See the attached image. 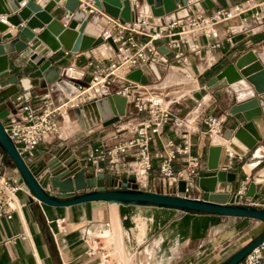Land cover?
<instances>
[{"label":"crops","instance_id":"0c3cea01","mask_svg":"<svg viewBox=\"0 0 264 264\" xmlns=\"http://www.w3.org/2000/svg\"><path fill=\"white\" fill-rule=\"evenodd\" d=\"M138 1L143 7L153 4V0ZM212 3L213 9L245 6L249 10L218 24L215 41L200 38L196 44L199 49L198 56L188 55L189 70L197 78L205 77L206 84L227 65L235 63L249 51L257 56L261 68L264 69V0H212ZM211 11L205 10L204 13L210 15ZM255 11L261 12L263 24L258 26L249 22L244 26L245 29L240 31L241 18L248 17ZM63 13L64 10H61L59 17ZM4 18L0 16V23L7 26V31L13 29ZM95 27L93 24L88 26L91 35L96 34ZM229 29L239 32L230 35ZM33 32L37 33L39 30L35 29ZM215 42L219 43V47H213ZM103 49L104 47H100L79 53L63 50L54 54L48 53L46 58L52 57L53 62H46L44 71L39 70L42 76L38 78L35 87L28 92L22 91L19 95L30 103H36L43 94L49 92L54 101L60 104L64 101L66 93L71 92L67 90L70 86H61L65 83L61 81L49 83L45 73L69 65H73L77 70L87 71L89 58L103 53ZM9 70L25 78L37 77L38 72L37 69H31L26 60L16 56L11 57ZM166 82H172L171 76ZM255 96L253 88L242 80L212 92L201 93L198 102L207 114L218 115L224 111L228 113L222 124L223 136L224 131L244 123L241 115L229 114L231 107ZM258 100L262 116L253 122L262 142L254 150L244 154L230 143H227V150L222 143L210 141L203 134V127H200L201 131L194 135V139L195 151L202 157L205 166L209 146L217 145L222 148L218 165L226 172L235 174L232 188L236 189L242 182H247L249 186L253 180L260 179L261 182L255 186L253 198L264 202V94L258 96ZM2 109L13 113L14 101L6 100L0 104V110ZM59 126V134L50 136L32 153L33 161L69 152L80 169L94 172V168L83 161L87 151L111 137H128L127 133H117L115 126L89 125L85 119L80 125L72 111L69 121L59 122ZM170 137V130L165 128L154 140L153 152ZM174 167L178 169L181 165L174 164ZM0 176L14 180L20 186V190L16 192V208L11 218L0 220V264H206L208 259L222 252L232 240L233 246H238L230 257L252 242L246 231L251 219L185 213L156 206H120L103 202H86L64 208L45 206L31 195L12 162L1 151ZM139 183L149 184V187L143 188ZM133 185L139 190L173 195L172 191L158 181L156 161L153 162V169L147 179ZM225 186L224 183H217L216 190L220 191ZM85 192L88 190L76 195ZM187 197L205 199V195L196 191L190 192ZM85 230L89 231L91 238L99 240L98 250L93 256L87 254V245L83 240ZM10 238H15V243L9 242Z\"/></svg>","mask_w":264,"mask_h":264},{"label":"built area","instance_id":"2783aa9c","mask_svg":"<svg viewBox=\"0 0 264 264\" xmlns=\"http://www.w3.org/2000/svg\"><path fill=\"white\" fill-rule=\"evenodd\" d=\"M34 1L43 7L53 0ZM66 1H56L55 8L64 10ZM205 1L214 6L212 0H187L184 6L176 4L173 12L153 17L149 7H143L138 0H129L131 20L121 21L98 10L92 0H78L77 10L84 15L88 26H96L94 36L103 40V44L95 49L104 47L107 52L90 57L87 71L77 70L73 65L55 71L57 81L71 87V92L66 93L60 104L49 92L36 103L28 102L22 95L15 97L14 112L8 113L1 123L20 157L27 163L33 162L32 153L50 136L59 134V122L67 123L74 108L116 95L126 101L125 114L112 126L116 127L117 133H127L128 137L120 139L114 136L101 141L87 151L84 163L93 167L94 173L102 172L116 177L117 181L126 178L137 183L147 179L156 161L158 181L173 195L179 178L185 182L186 197L193 191L202 193L197 181L209 171L195 151L194 135L203 127L202 132L210 141L217 137L228 150L229 141L222 138V124L228 113L207 114L201 103L195 102L190 111L179 115L164 105L162 89L156 88L151 80H158L161 70L167 68H176L186 74L190 66L188 55L197 57L199 54L198 40L215 41L218 24L249 10L245 6L210 9L204 5ZM24 5L25 1L20 3V7ZM209 9L211 14L206 15L204 12ZM72 18L73 14L64 10L59 21L66 27ZM249 22L261 26V12L255 11L241 18L240 31ZM228 32L233 35L239 31L229 29ZM107 39L112 40L116 50L106 44ZM213 47H219V43L215 42ZM159 48H163L164 53ZM137 70L148 80L146 85L128 79V75ZM165 128L170 130L171 137L153 152V142ZM174 164H180L181 168L176 169ZM222 170L225 169L218 165L213 172ZM225 185L216 192L228 194L229 204L264 210V202L247 197V182H242L236 189ZM18 190L19 183L0 176V220L11 218ZM83 240L87 254L95 255L98 239L91 238L89 231L85 230ZM15 241V238L9 240L11 243ZM239 264H264V241Z\"/></svg>","mask_w":264,"mask_h":264},{"label":"water","instance_id":"95a60500","mask_svg":"<svg viewBox=\"0 0 264 264\" xmlns=\"http://www.w3.org/2000/svg\"><path fill=\"white\" fill-rule=\"evenodd\" d=\"M23 1L25 5L20 7ZM56 1L58 0L50 1L41 7L34 0H0V16L5 17V22L13 28L7 31V26L0 23V104L6 100L14 101L22 91L28 92L37 85L38 78L42 76L39 70L44 71L46 62L49 64L53 62L52 57L46 58L48 53L54 54L59 50L69 53L86 52L103 44L102 38L89 33L87 20L77 10L78 0H67L64 3L63 9L73 14L72 20L66 27L59 21L61 10L55 8ZM92 1L98 10L112 19L131 20L129 0ZM186 2L187 0H153L149 10L153 17H163L173 12L176 4L181 3L184 6ZM204 5L210 9L214 7L209 1H205ZM35 29L39 32L34 33ZM106 44L116 50L111 39H107ZM159 50L164 53L163 48ZM13 56L26 60L31 69H37V77L25 78L13 74L9 70V62ZM228 69H232L234 73L231 80L224 75ZM45 74L48 75V72ZM128 79L143 85L148 83L139 70L129 74ZM242 80L253 88L256 96L231 107L229 114L241 115L244 123L224 131L222 137L247 154L262 142V137L253 122L254 119L262 116L258 96L264 94V69L261 68L257 56L252 51L247 52L235 63L227 65L209 79L205 87L212 92ZM55 81L57 75L54 79L48 80L49 83ZM125 103L124 98L112 95L108 99L74 108L72 112L80 125L85 119L89 125L101 123L103 127H109L117 123L119 117L124 116ZM7 114L6 109L0 110V151L12 162L31 195L45 206L64 208L86 202H103L120 206H156L185 213L254 219L264 224V210L231 205L228 203V194L216 192L217 183L231 186L236 177L234 173L226 171L213 172L217 170L221 157L220 146H209L206 157V167L209 172L203 174L197 181L198 189L206 195L205 199H191L185 196V182L180 178L175 195L143 191L133 185V180L120 178L117 181L116 177L109 174L80 169L69 152L27 163L20 157L2 127L1 120ZM259 182L260 179H255L249 184L246 193L248 198H253L255 186ZM84 190L88 192L76 195ZM263 241L264 232L222 264H239Z\"/></svg>","mask_w":264,"mask_h":264},{"label":"rangeland","instance_id":"374dc122","mask_svg":"<svg viewBox=\"0 0 264 264\" xmlns=\"http://www.w3.org/2000/svg\"><path fill=\"white\" fill-rule=\"evenodd\" d=\"M103 53H106L105 49L102 50ZM189 73V74H187ZM187 73H181L176 68H170L166 70H161L159 73V79L158 80H151V83L155 85L156 88H161L165 95V98L163 99L164 105L170 106V108L173 110V112L179 114V115H185L188 111H190L195 104V102H198L201 93H205L208 91L205 88V77L202 76V79L195 77L191 70H188ZM188 75H190V78H187ZM171 77L173 84H179L174 85L171 87H165V83L168 77ZM182 79L188 80L189 85H181L179 81ZM189 87V91L186 93L184 97L180 99V101L176 103L171 102L175 99H173L174 95L173 93L175 91L182 90V88ZM139 186L143 188L149 187V184H142L139 183ZM246 231H248V237H250L251 241L255 240L260 234L264 232V224L260 221L251 219L249 221V224L246 226ZM99 241V240H98ZM237 244L233 246V240L223 249L222 252H220L218 255L216 254L215 257H212L207 260L206 264H222L224 263L232 254L233 250L237 248Z\"/></svg>","mask_w":264,"mask_h":264},{"label":"bare ground","instance_id":"6f19581e","mask_svg":"<svg viewBox=\"0 0 264 264\" xmlns=\"http://www.w3.org/2000/svg\"><path fill=\"white\" fill-rule=\"evenodd\" d=\"M224 75L226 76V78H228V79H233V77H234V73H233V70L232 69H228L227 71H225V73H224ZM55 76H56V74H55V71H53V70H50L49 72H48V80H52V79H54L55 78ZM171 77H173V76H171ZM187 78H190V77H187ZM179 83L181 84V85H189L190 83H189V81L188 80H185V79H182L181 81H179ZM64 85H68V84H66V83H62L61 84V86H64ZM174 85H179V84H173V81L171 82V83H165V87L167 88V87H171V86H174ZM67 90H71V88L70 87H67ZM190 89H189V87H185V88H182V90H179V91H175L174 93H173V95H174V97H173V99H175L176 101H178V100H180L182 97H184L185 95H186V93L189 91ZM176 101H172L171 103H174V102H176ZM213 142H217V143H223V141L222 140H220L219 138H217V137H214V139H213Z\"/></svg>","mask_w":264,"mask_h":264}]
</instances>
